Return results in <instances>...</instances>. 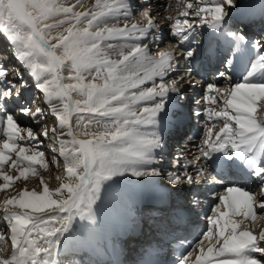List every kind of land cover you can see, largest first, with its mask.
<instances>
[{
    "label": "snow or ice",
    "instance_id": "obj_1",
    "mask_svg": "<svg viewBox=\"0 0 264 264\" xmlns=\"http://www.w3.org/2000/svg\"><path fill=\"white\" fill-rule=\"evenodd\" d=\"M143 2L150 4V0ZM199 2L208 6L198 8L192 17L187 11L181 13L182 19L176 18L170 28L180 44L190 40L198 43L195 36L197 18L201 24H207L218 35L228 37L237 45L248 43L246 28L254 22L250 17L236 22L243 27L233 26L225 31L236 0ZM95 3L99 11L77 12L73 7L65 6L64 0H0V34L14 47L15 58L37 78L35 86L43 94L51 114L59 121V127H67L68 136L72 138L59 140V155L64 159L68 176L75 177L74 183H61L53 191L41 178L44 184L41 192L21 191L18 196L0 204L2 219L11 229L13 249L8 258L0 256V264H59L54 253L61 245V238L65 234L71 235L73 221L77 218L83 222L84 233L78 243L91 245L105 230L100 219L103 209L114 205L123 207L128 198V194L114 184L115 178L128 175L162 177L163 174L152 166L156 150L162 146L159 132L173 121L179 124L184 116L179 106L173 110L172 96L184 99V93L196 84L189 78L193 72L200 74L188 63L196 54V49L191 47L180 57L188 63L191 71L171 82H166V78L177 67L172 51L158 50L156 55H150L147 45L133 44L126 52L119 53L121 59H110L102 44L106 37L146 39L154 30L156 21L150 11H142V15L148 17L146 26L138 28L137 24H132L131 31L127 25L100 28L99 25L108 18L122 16L127 19L128 10L136 6L131 0H103V3L95 0ZM187 8H192L191 3ZM60 15L64 19L56 20ZM261 17L264 18V10ZM65 23L69 26L58 31ZM251 43L257 56L250 61L246 75L235 84L231 83L228 72L235 62L236 50L230 48L218 60L224 70L216 71L214 82L207 84L205 92L215 91L224 101V108L214 112L215 117L223 119V126L215 133V139L211 138L212 130H208V138L203 140L200 152L209 168L215 170L225 164L242 166L250 177L264 185V117L257 119L253 115L257 106L264 108V55L260 54L264 53V43L261 40ZM106 47L112 48L113 45L107 44ZM64 72L68 75L65 76ZM217 79L227 80L229 87H216ZM66 80L75 83H65ZM15 81H20V88H27L22 76L12 77L0 63V131L7 137L0 146V177L5 182L0 188L8 187L14 179L13 175L7 174L5 165L20 176L35 172L33 164L45 166L41 164L43 152L32 151L31 155H25L28 149L18 146L17 142L24 139L21 131H26L30 140L42 143L40 136L48 138V130L34 134L31 128H20L17 117L38 122L44 111L40 107L31 110L22 93L17 91ZM146 82H151L152 86L142 87ZM180 84L184 87L178 86ZM73 92L83 99L73 100ZM216 99L206 95L208 103H215ZM141 101L151 106L139 107ZM73 113L76 114V127L85 129L82 133L84 139H77L73 134L70 123ZM85 114L94 119L85 123ZM193 114L200 116L204 113L197 110ZM93 123L99 127L90 132L88 128ZM143 126H152L157 131H145ZM52 131L55 135L56 129ZM52 150L56 151L55 148ZM8 153H15V158ZM24 161L29 163L24 165ZM196 171L202 173L204 169L197 167ZM168 179L177 186L200 182L193 181L187 173L183 178L169 174ZM65 189L66 197L63 194ZM226 192L219 197L226 211H220L218 206L219 215L211 218L217 231V242L219 238L223 239L216 249L218 264H261L253 253L264 254V231L258 237L248 230L238 231L237 222L228 217L241 210L244 217H255L254 204L264 214V189L259 201H256L254 192L239 186L228 187ZM192 203L198 204L195 197ZM17 205L20 210L15 207ZM28 209L37 214H30ZM227 228L231 230L226 235ZM212 236V228L203 234L204 239L211 240ZM213 250L208 247L207 254L210 256ZM225 253L227 255L220 258ZM190 255L182 254L179 264H186ZM143 264L156 262L146 259ZM195 264H212V260L205 257L203 248Z\"/></svg>",
    "mask_w": 264,
    "mask_h": 264
},
{
    "label": "bare ground",
    "instance_id": "obj_2",
    "mask_svg": "<svg viewBox=\"0 0 264 264\" xmlns=\"http://www.w3.org/2000/svg\"><path fill=\"white\" fill-rule=\"evenodd\" d=\"M140 1L131 0L132 4L135 5L136 7L128 10V18L127 19H124L122 16L118 19L108 18L104 21V23H101L99 25V27L100 28H104V27L120 28V27H124L125 25H127V26H129V29L131 31L130 26L132 24H137L138 28L140 26H146L148 17L143 16L142 11H150L151 16L156 21V23L153 26L154 30L149 33L148 37L146 39H135V38L127 39V38H123L120 36H113L111 38L106 37V39L104 41H102V44L105 46V50L107 51L110 59H121L122 57L119 55V53L122 51L126 52L127 50H129L131 48V46L133 44H140L141 46L147 45L150 55H156L158 50L159 51H172L174 58H175V64L177 65V67L174 70V72L166 78V82H171L175 79H178L179 77L183 76L186 72H188V70L186 69L187 67L185 65H181V63H180L181 61L178 59L177 54L184 53L189 47L196 49V54L194 56V59H197V57L199 56V53H200V48H199L200 46L208 49V47L210 45L214 44V40H217V48L224 49L226 45L232 44V45H234L235 49H241L242 53L247 57V59L249 60V63H250V61L254 60L257 56V50H255L252 47V43H251L250 38L253 37V38H261V39L263 38L264 39V32H262V30H264V28H260L258 30H252L250 27H247L246 35L248 36V43L237 45V44L233 43L228 37H226L224 35H218L212 29L208 28L207 24H201L199 18H197L195 36H196V39L198 40V43H193L190 40L188 42L180 44L179 38L174 37V35L171 34L170 28L175 23L174 20L176 18H182V17H181L180 13H177L174 15L170 14V12H171L170 10H173L174 6H177L178 3L181 2V0H150V4H145L142 0V2H141L143 5L142 8L140 7ZM197 1L199 2V0H197ZM101 2L103 3V0H101ZM64 4H65V6L73 7L74 11H77V12H79V11H99L100 10L96 7L95 0H64ZM175 4H177V5H175ZM198 5L199 6H197V9L200 7H207L208 6V5L202 4V3H199ZM262 5L263 4L259 0H244L243 6L239 10L237 8V2H236V7L234 9H232L230 13H231V16L233 17L234 15H239L242 11L250 9V16H251L252 11L254 9H261ZM197 9L186 8V10H185V8H184V10L188 12L189 17L194 16ZM202 15H207V14L202 13ZM169 17H171L172 19L171 20L168 19ZM197 21H199V22H197ZM237 21H239V20L238 19L231 20L229 22V27L226 28L225 31L231 30V28L233 26H235V27L239 26V24L236 23ZM190 22H192V21L190 20ZM212 33H214L217 36V38H215V37L212 38L210 36ZM107 44H112L113 47L107 48L106 47ZM215 44H216V42H215ZM1 45H3V44L0 42V47H1ZM229 49H230V47H228V50ZM13 53H14V48L12 46H9L6 54L11 57V62L9 63V65H7V66L3 65V66L8 69V71L11 73L12 77L20 75L23 77V79L31 78L29 81H26L27 82V88H21V90H23V93H22L23 100L25 102L29 103V93H30V90L33 89V91L37 95V98L35 99V104H34L35 109L37 107H40L44 112L47 110L45 117H47L49 114H50V116H53L51 114L50 108H49L43 94L35 86L37 83V78L31 74L30 70H26V68L22 65V63L19 62L15 58ZM202 56H203V53H202ZM179 57H181V56H179ZM210 63H211V61H209L207 63V66H209L210 69L206 70L207 74H205V76L201 75V72L204 71L203 68H200L197 70L200 73L199 75H197L196 73H193V75L196 76V79H198V80L204 79V77H206V75H209L212 77L211 83L214 82V77L216 76V74H214L213 71L217 68V65H216V63L215 64L213 63L212 65ZM248 66H249V64L245 65L244 70L236 71V72H234V74L228 73V76L231 77V83L232 84H235L238 80H242V77L244 75H246L245 70ZM15 82L17 83V85L20 84L19 81H15ZM198 82H200V81H197L196 83H198ZM157 83H159V80H157ZM186 83H187V81L184 82V84H186ZM184 84H180L178 86L184 87ZM215 84H216V87L221 88V89L229 87L228 81L225 79H217V80H215ZM151 86H152L151 82H146L145 85H143L142 87H151ZM0 87H2V85H0ZM201 87L203 88V86H201ZM191 88H188V90L184 93V95L186 93L189 94L191 92L190 91ZM17 89H19L18 86H17ZM21 90H19V91H21ZM201 90H203V89H201ZM213 93L216 94L215 97H217V99H216L217 104H220L223 106L224 101L222 99H219V94L215 91H213ZM175 99H176V96L173 95L172 96V102H174V101L176 102ZM138 106L139 107H146V106H151V105L148 102L141 101V102H138ZM35 109L34 110L32 109V111H35ZM218 109L220 110V108H218ZM255 113L257 114V112H255ZM255 113H253V115L257 119H260L259 118L260 115L257 117L258 114L256 115ZM232 114L234 115L235 113L232 112ZM263 115H264V113H263ZM263 115L261 113L260 117H264ZM206 116L210 117L211 122L214 123V127H215L214 132L215 133L218 132L219 129L223 126V121L221 120V118H217V117H215V115L209 116L207 113H205L204 117H206ZM42 117H44V116L38 117V122L33 121L31 119H28V118H24V117H17V119H18V123H19V126L21 129L26 130V129L31 128L34 134H40V133H43L45 130V129L38 130L39 126H41L40 124L43 123V119H41ZM70 123L72 125L73 134L77 135L79 139H84V137L80 136L76 132V129L74 126V114L72 115ZM185 125H186V123H185ZM233 126L235 127V122H233ZM197 127L198 128L195 131L196 134L195 135L193 134V137H196L197 134H199V132L201 130V126L198 125ZM143 128L145 131H148V132L157 131V129L152 127V126H143ZM20 135L23 136L24 139L18 141L17 143H18V146H23L26 149H28V151H26L25 155H31L32 151L43 152L44 159H43V161H41V164H43L45 166L41 167V165L33 164L32 166L35 168V172L25 173L24 176H20L19 173L15 172L11 168H9L7 165H5V169L7 170V174L13 175L14 179L9 184L8 187L0 188V204H2V202L5 199H11L12 197L18 196L19 192H21V191L27 190V191L41 192L43 190V187H44V184L41 183V178H43L44 182L47 184L50 191L55 190L57 188V185L51 186L49 184V180L51 179V174H50L51 170L52 171H53V169L56 170L58 175L62 176V178H63L62 170L66 169V166L64 164V159H63V157H61L59 155V140L60 139L68 140L70 138V136H68L67 127L64 129H61L58 126L57 131H56V135H57L56 136V139H57L56 143L58 145V152L55 155L57 156V158L59 160V167L54 166V165H56V164H54V159H53V157H55V156L52 155L53 152L52 151L50 152L49 148H47L46 143H48V138H45L41 135L40 141L42 143H39L37 141L30 140L27 136L26 131H21ZM6 138L7 137L5 136V139ZM194 142H195V140H194ZM185 147H186L185 148L186 150H190V148H188L189 145H186ZM192 150L190 152H192ZM156 151H157V154L155 155L154 163L152 166L155 167L160 172H163L164 170L165 171L168 170L167 171L168 173L171 172V174H178L179 175V172H180L179 170L181 167L177 166V169H175V168L171 167L170 163L167 164V166H166L167 161L164 159L166 156H164L162 154V152H160V148L157 149ZM179 151H181V150H179ZM8 154L11 155L13 158H15V153H8ZM181 154L183 155V153H181ZM28 163H29L28 161H24V165H27ZM184 165H188V164L186 163ZM192 168L193 167H191L190 169H192ZM190 169L189 170L185 169V170L188 171L187 172L188 175L192 176L193 171L190 172ZM165 176H164V178H166ZM149 178H151V179H149ZM162 178L163 177L136 178V177H133L130 175L125 176V177H118L117 179H119V180L118 181L116 180V183H114V184L118 188H121L122 190H124L128 194V198H127L123 207L114 205V206L105 207L103 209V211L108 215V216H106L102 213L100 214V219L102 221V224L104 225L105 230L95 239V243H100V244L103 243L104 244L103 248L104 247L106 248L105 245H107V242L110 241L111 237L106 233V226L108 224L109 218L118 217V218L133 219V218L138 217V212L136 211V208H135V200L137 197V188L141 184H144L147 181L154 182V183L161 182L162 184L163 183H165V184L169 183L168 178H167L168 180L167 179L163 180ZM2 183H5V182L3 181L2 177H0V184H2ZM57 183H58V181H57ZM184 185H185V183L181 184L180 187L183 188ZM245 185H247V188H249V185L247 184V182L240 183V182H235L233 180H228V181L224 180L220 185H217L215 187V189L212 191V193L215 194V193L221 191V192H225L227 194V192H226L227 188L233 187V186H239V187H242V188L247 190ZM182 188H180V189H182ZM257 198H260V196H258ZM9 207H13V205H9ZM15 207L17 208V210H20L18 205ZM167 207L173 208L174 206L169 204L168 201H164L161 206L153 208V209H155V211H157L156 215H153L150 213L147 214V216L144 215L143 216V218H144L143 224L146 223L148 221V219L149 220L153 219V218L157 219L158 217L164 216L166 214L165 209ZM255 210H256V208H255ZM257 210H259V209L257 208ZM27 211L33 215L37 214V213H34L33 210H31V209H28ZM2 216H3V208H0V236L4 237L3 239H0V246H1L0 247V256H2L3 258H8L11 255V252L13 251L12 245H11V239H10L11 229H10V226L7 225L6 222L2 221L3 220ZM76 223H77L76 220H74L73 225H75ZM82 223H81V225H82ZM208 229H204L203 231L200 232V234H202V236L200 237L198 244L194 250V251H196L195 253H197V251L199 249H201V247H203L206 240H207V243H210L211 245L214 243L215 240H218L216 231H213V236H212L211 240L203 238V234L205 232H207ZM77 230L79 231L78 232L79 235H81V233H83L82 228H77ZM70 238L71 239L68 242H64V243L61 242V245L56 249V251L54 253L55 258L59 262V264H81V263H79V261L76 258V257H79L81 255L80 250H78L76 247V245H80L78 243L79 238H77L76 236H72ZM138 241L142 246H147L150 243L151 238H150V236H142ZM168 241H170V240H168ZM4 242H6L8 244L7 247L5 246L6 248H4ZM221 244H222V238H221V240H219V245H221ZM253 256L257 259L258 252L253 253ZM66 258H67V260L63 261ZM263 258L264 257H261L258 259L261 261V264L264 263ZM90 262H91L90 264H101V262L99 260H97V261L91 260ZM86 264H89V263H86Z\"/></svg>",
    "mask_w": 264,
    "mask_h": 264
},
{
    "label": "rangeland",
    "instance_id": "obj_3",
    "mask_svg": "<svg viewBox=\"0 0 264 264\" xmlns=\"http://www.w3.org/2000/svg\"><path fill=\"white\" fill-rule=\"evenodd\" d=\"M138 1H140V0H138ZM237 1V0H236ZM142 0L140 1V7L142 8ZM189 3H191V5H192V8L193 9H197V6H199L198 4L200 3V2H198L197 0H181V2L180 3H178V5L177 4H175V5H177V6H174V9L173 10H170L171 12H170V14H172V15H174V14H177V13H184L185 12V10H186V8H187V5L189 4ZM184 8H185V10H184ZM184 10V11H183ZM139 12V11H138ZM173 12V13H172ZM140 13V12H139ZM144 16V15H143ZM64 19V17H63V15H60V16H58V17H56V20H63ZM182 19V18H181ZM197 20V19H196ZM174 22H175V20H174ZM197 22H199V21H197ZM73 23H74V21H73ZM69 25L67 24V23H65L64 25H63V27L62 28H60V29H58V31H63L65 28H67ZM241 25H239L238 27H240ZM242 27V26H241ZM197 33V32H196ZM53 34H55V31L53 32ZM171 34L173 35V33H172V31H171ZM250 40L251 41H253V40H261V42L262 43H264V39L262 38H250ZM197 47V46H196ZM261 55H264V53H261ZM178 57V56H177ZM178 59H179V57H178ZM180 60V59H179ZM181 64H182V62H181ZM182 65H185V63L184 64H182ZM186 66V65H185ZM65 76H67L68 75V73L67 72H64L63 73ZM31 78H27V79H23L24 81H29ZM179 79V78H178ZM178 79H175V80H178ZM20 82V81H19ZM65 83H75V81H69V80H66L65 81ZM20 85V84H19ZM19 85H17L18 86V88L20 89V86ZM213 93V92H212ZM214 94V97L216 96V94L215 93H213ZM71 96H72V99L73 100H82L83 99V97H81V96H79L77 93H75V92H73V93H71ZM213 96V95H212ZM29 105H30V107H34V102H32L31 104L29 103ZM216 106V107H215ZM215 106H213V105H208V111L209 112H212V114H210L209 116H212V115H214L213 113L214 112H216V111H220L221 109H223L224 108V105L222 106V105H220V104H217V102H216V105ZM218 108H220V110L218 109ZM46 112L47 111H45L44 112V114H46ZM256 112H257V117L260 115L261 116V113H262V115H263V113H264V108H260L259 106H257V110H256ZM74 114V126H75V129H76V132L80 135V136H82V137H84L83 135H82V133H83V131L85 130L84 129V127L83 126H81L80 128H77L76 127V114L75 113H73ZM259 116V118H261ZM264 116V115H263ZM90 118H93L94 119V117H92V116H90L89 114H85V123L87 122V120L88 119H90ZM58 122V120L56 119V117L55 116H50V114L45 118V120L43 121V123L42 124H40L41 126H39V129L38 130H40V129H47L48 130V143H46V145H47V148H49V150H50V152L52 151L53 153H52V155H54L55 157H53V159H54V164H56V165H54L55 167H59V160H58V158H57V156L55 155L57 152H58V145H57V139H56V132H55V135H53V128H55L56 129V131H57V127L59 126V122ZM204 123H205V121H204ZM99 126L98 125H96L95 123H93V125L90 127V128H88V131H95L97 128H98ZM215 128V127H214ZM213 128V126H209V124L206 122L205 123V125H204V128H203V134L201 135V137H200V139H199V141H197V144H194V143H192V144H189L190 145V147H192V148H190V150H187V152H189V153H191L190 151L192 150V152L193 151H195V149H196V152L191 156V157H189L190 158V160L191 161H199L200 163H199V165L200 166H202L203 167V169H204V171H205V161H204V159L201 157V152H200V148H201V146H202V142H203V140L204 139H206V138H208V136H207V133H208V130L209 129H214ZM75 135V134H74ZM76 136V138L77 139H79L78 138V136L77 135H75ZM72 137H70L68 140H70ZM84 138H86V137H84ZM193 147H195V148H193ZM53 148H55L56 149V151H53L52 149ZM186 164V163H185ZM192 170H194L193 168H192ZM167 171V170H166ZM166 171H163V172H166ZM180 172H179V175H182V172L181 171H183V169H181V170H179ZM204 171L202 172V174L204 173ZM62 172H63V178H62V176H59L58 175V173H57V171L56 170H54L53 169V171L51 170V179L49 180V184L51 185V186H56L57 185V188L60 186V184L61 183H74L75 182V177H69L68 176V174H67V170L66 169H64V170H62ZM61 172V173H62ZM163 172H161L163 175H162V179L163 180H166L167 178H164V176L166 175L165 173H163ZM188 171L186 170V173H187ZM169 173H171V172H169ZM168 173V174H169ZM178 173V172H177ZM201 174V173H200ZM184 175H182V177H183ZM166 177V176H165ZM54 178V179H53ZM149 179H151V178H149ZM116 180L118 181L119 179H117V178H115V180H114V183H116ZM168 180V179H167ZM52 181V182H51ZM57 181H58V183H57ZM56 182V183H55ZM53 184V185H52ZM18 186V185H17ZM254 188H257L256 189V191H252V192H254L255 193V198H256V201H259V199L260 198H257L258 196H260V192H261V190L262 189H264V185H261L259 182L258 183H256V185H255V187ZM64 196L66 197L67 196V191H66V189L64 190ZM258 195V196H257ZM218 200H219V197H218ZM219 206V210L220 211H226V209L223 207V205H222V202L219 200L214 206H213V209L211 210V213H210V215H209V217H208V219L210 220L209 221V223L211 222V218H214V217H216V216H218L219 215V213L216 211V209H217V207ZM256 206V205H255ZM254 206V209L256 208V215H255V217H252V216H249V217H244L243 216V210H241V212L239 213V214H231L230 213V215H229V217H228V219H230V220H233V221H236L237 222V224H238V231H243V230H248V231H251L252 232V234L253 235H255V236H259V233L261 232V231H264V214H261L260 213V210H257V207H255ZM209 213V212H208ZM45 219H47V217H45ZM76 220V222L77 223H80V220H79V218H77V219H75ZM3 221V220H2ZM3 222H5V221H3ZM81 223H82V221H81ZM80 223V224H81ZM211 224V223H210ZM221 224H223V219H221ZM212 225V224H211ZM48 227H52V225H48ZM213 227V226H212ZM211 228V227H210ZM213 229V228H212ZM230 228H227V229H225V234L227 235L229 232H230ZM213 231H216V228L214 227V229H213ZM217 232V231H216ZM72 230H71V235H72ZM66 235V234H65ZM217 239H218V237H217ZM219 240H221V238H219ZM222 243H223V239H222ZM214 244V245H213ZM212 245L210 244V243H207V240H206V242L204 243V245H203V247H201V248H203V250L204 249H206L205 251H207V249H208V247H220V245H219V242H217V240H215L214 241V243H213ZM8 246V244L6 243V242H4V248H6V247ZM262 246H264V244H262ZM1 247V246H0ZM214 249V248H213ZM215 250V253H217L216 252V249H214ZM213 250V251H214ZM201 251V249H199L197 252H200ZM196 252V251H195ZM260 256V257H259ZM261 257H264V254H262V253H259L258 252V257H257V259H259V258H261ZM68 258V257H67ZM67 258L66 259H64L63 261H65V260H67ZM264 259V258H263ZM186 263H187V261H186ZM263 263V262H262ZM264 264V263H263Z\"/></svg>",
    "mask_w": 264,
    "mask_h": 264
}]
</instances>
